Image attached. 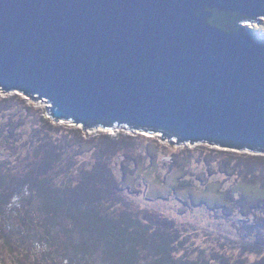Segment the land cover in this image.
<instances>
[{"label": "rangeland", "instance_id": "374dc122", "mask_svg": "<svg viewBox=\"0 0 264 264\" xmlns=\"http://www.w3.org/2000/svg\"><path fill=\"white\" fill-rule=\"evenodd\" d=\"M244 26L264 33V20ZM46 107L0 92V264L264 259V154L81 130ZM86 207L94 228L80 222Z\"/></svg>", "mask_w": 264, "mask_h": 264}, {"label": "water", "instance_id": "95a60500", "mask_svg": "<svg viewBox=\"0 0 264 264\" xmlns=\"http://www.w3.org/2000/svg\"><path fill=\"white\" fill-rule=\"evenodd\" d=\"M260 20L264 0H0V92L81 130L264 154Z\"/></svg>", "mask_w": 264, "mask_h": 264}, {"label": "trees", "instance_id": "16d2710c", "mask_svg": "<svg viewBox=\"0 0 264 264\" xmlns=\"http://www.w3.org/2000/svg\"><path fill=\"white\" fill-rule=\"evenodd\" d=\"M238 18V17H237ZM238 19H242V18H238ZM243 24H245V23H255V21H251V22H242ZM248 30H250V31H252V32H254V33H256L257 35H259L260 37H264V33H262L261 31H257V30H251V29H248ZM91 129V128H90ZM76 198H78V197H76ZM74 199V201L73 200H69L71 203H70V205L72 206V207H75L76 208V205H78V203L77 202H79V199ZM56 200H62V198L61 197H57L56 198ZM80 201H83L84 203H88V201H92L91 199H89V198H82V199H80ZM67 203V202H66ZM69 205V204H68ZM79 206V205H78ZM55 207H56V203H55ZM86 210H90V212L91 213H93V217H89L88 216V214L87 215H84V211H86ZM94 215H96L95 214V212H93L91 209H88V207H86V209L85 210H83L82 212H80V214H79V219H80V222H83L84 223V226L85 227H88V226H91V227H93L94 228V226H95V224H93L92 223V221H93V218H94ZM103 217H106L105 215H103ZM105 226H107V229H103V231H111L112 230V228H111V226H110V223H107V224H105ZM163 264H174L173 262H170L169 260H166V261H164L163 262ZM258 264H264V259H261V261H260V263H258Z\"/></svg>", "mask_w": 264, "mask_h": 264}]
</instances>
